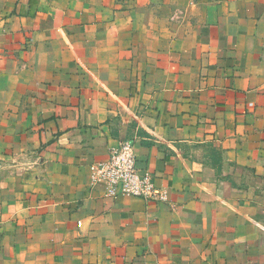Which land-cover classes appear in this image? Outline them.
<instances>
[{"label": "crops", "instance_id": "0c3cea01", "mask_svg": "<svg viewBox=\"0 0 264 264\" xmlns=\"http://www.w3.org/2000/svg\"><path fill=\"white\" fill-rule=\"evenodd\" d=\"M0 264H264V0H0Z\"/></svg>", "mask_w": 264, "mask_h": 264}, {"label": "built area", "instance_id": "2783aa9c", "mask_svg": "<svg viewBox=\"0 0 264 264\" xmlns=\"http://www.w3.org/2000/svg\"><path fill=\"white\" fill-rule=\"evenodd\" d=\"M91 171V183L105 186L110 198L140 199L153 205L168 201L166 190L157 185L154 175L139 168L136 145L131 140L120 142Z\"/></svg>", "mask_w": 264, "mask_h": 264}]
</instances>
